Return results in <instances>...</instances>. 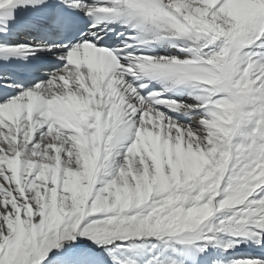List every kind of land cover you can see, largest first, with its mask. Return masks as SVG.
I'll return each mask as SVG.
<instances>
[{
	"label": "snow or ice",
	"instance_id": "1",
	"mask_svg": "<svg viewBox=\"0 0 264 264\" xmlns=\"http://www.w3.org/2000/svg\"><path fill=\"white\" fill-rule=\"evenodd\" d=\"M0 264H264V0H0Z\"/></svg>",
	"mask_w": 264,
	"mask_h": 264
}]
</instances>
